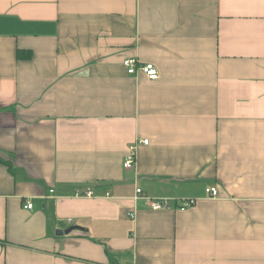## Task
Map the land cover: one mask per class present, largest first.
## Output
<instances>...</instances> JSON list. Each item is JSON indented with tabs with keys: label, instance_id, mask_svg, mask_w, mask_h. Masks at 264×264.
I'll use <instances>...</instances> for the list:
<instances>
[{
	"label": "crops",
	"instance_id": "0c3cea01",
	"mask_svg": "<svg viewBox=\"0 0 264 264\" xmlns=\"http://www.w3.org/2000/svg\"><path fill=\"white\" fill-rule=\"evenodd\" d=\"M0 264H264V0H0Z\"/></svg>",
	"mask_w": 264,
	"mask_h": 264
},
{
	"label": "built area",
	"instance_id": "2783aa9c",
	"mask_svg": "<svg viewBox=\"0 0 264 264\" xmlns=\"http://www.w3.org/2000/svg\"><path fill=\"white\" fill-rule=\"evenodd\" d=\"M122 65L126 69V72L128 74H134L136 72L143 73L146 77L149 79H157L158 78V72L155 66L152 63H140L135 57H127L122 60ZM148 140H138L135 142H132L128 145L127 152L124 156L123 160V167L125 169H131L134 167L136 163V149L137 144H147ZM206 193L209 194L211 197H214L217 195V189L216 187H208L205 189ZM87 196L92 195L91 191H87L85 193ZM142 190L140 188H136L135 190V197L142 196ZM143 198L147 200V204L151 209L159 210V209H169L172 207L171 201L168 198H162V197H146L143 195ZM194 204V199H181L178 204H176V207L179 209H185L190 207ZM31 203H26L24 205V208L30 209ZM132 216L133 214L130 213Z\"/></svg>",
	"mask_w": 264,
	"mask_h": 264
},
{
	"label": "water",
	"instance_id": "95a60500",
	"mask_svg": "<svg viewBox=\"0 0 264 264\" xmlns=\"http://www.w3.org/2000/svg\"><path fill=\"white\" fill-rule=\"evenodd\" d=\"M74 229H80V227L79 226H70V227L66 228L65 230H57L56 235L68 234L69 232H71Z\"/></svg>",
	"mask_w": 264,
	"mask_h": 264
}]
</instances>
